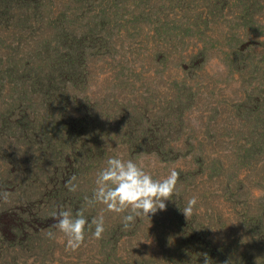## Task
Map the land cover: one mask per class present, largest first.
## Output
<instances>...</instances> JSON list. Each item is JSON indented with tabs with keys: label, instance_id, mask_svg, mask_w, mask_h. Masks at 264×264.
Masks as SVG:
<instances>
[{
	"label": "rangeland",
	"instance_id": "1",
	"mask_svg": "<svg viewBox=\"0 0 264 264\" xmlns=\"http://www.w3.org/2000/svg\"><path fill=\"white\" fill-rule=\"evenodd\" d=\"M77 28L93 34V45L107 37V53L97 46L86 53L85 67L67 94L47 104V115L60 124L67 108L73 117L100 113L107 124L99 139L104 150L94 154L74 195L91 197L97 173L113 157L132 159L154 179L175 168L178 192L165 211L150 221L138 217L130 230H123L121 215L105 212L103 238L86 228L76 251L50 229L52 218L37 219L21 264H205V255L210 264H264V0H0V76L5 69L25 73L29 59L40 60L42 34L58 33V43L41 68L72 55L81 40L71 42L66 33ZM10 75L2 76L0 93L10 94L8 111L18 113L25 86ZM8 115L1 105L0 191L12 193L23 182L16 192L31 197L38 190L28 182L31 150L18 138L21 123L12 117L8 123ZM25 115L34 120L32 112ZM194 196L198 203L186 219L182 211ZM37 197L42 207L46 200ZM15 200L0 221L9 218L5 213L18 217ZM79 208L91 223L103 205L89 208L84 199ZM13 225L0 223V232L15 240Z\"/></svg>",
	"mask_w": 264,
	"mask_h": 264
},
{
	"label": "trees",
	"instance_id": "2",
	"mask_svg": "<svg viewBox=\"0 0 264 264\" xmlns=\"http://www.w3.org/2000/svg\"><path fill=\"white\" fill-rule=\"evenodd\" d=\"M83 2H86V0H83ZM104 21L105 19L103 22ZM21 22L24 24L27 23L26 20H22ZM104 24H106V21ZM57 34H54V36L56 35L54 39H50L42 34L41 39L36 43L38 51L37 60H40L32 62L33 59H29L28 62L31 63V66L25 71L26 74H17V76L10 75L6 72L7 69H5L1 72L0 76V89L3 88L1 82L2 76L6 78L7 75H10L15 80H19L25 86V89L19 93L16 100V102L20 103L17 104L18 107L22 106L20 112L14 113L13 110L10 112L8 111L11 108L10 103H8L10 101L5 97H9L10 94L7 95L4 92L0 93V109L1 105H4L5 115L7 112L9 113L8 118H10V122L8 123H11L12 117V124L19 121L23 127V129H19L22 137L18 136V138L22 140L26 151L31 150V157L26 159L30 175L28 182H30V184L33 183V186L36 184L38 187V190L32 191L31 197L27 196V191H23V189L16 192V190L19 189L18 186L23 182H20V184L18 183L19 185L13 188V197L15 199L17 198V200H15V207L21 206V208L19 213H17V218H14L15 216L9 213H5L3 216H8L9 218H2L0 221L1 224H8L9 227L16 221L12 227L13 233L16 234L14 236L15 240L5 237L0 232V257L2 258V251L7 253L4 262L1 261L0 264H21L20 259L25 257L23 256V250H25L26 246L30 247L32 244L30 240L33 236H29L28 233L34 234V231H36L38 227V225L35 224L37 219L48 222L49 218H51L50 212L59 207L71 209L73 213L80 210L79 207L83 203L84 195H74L77 192L70 193L65 187V184L73 175L77 177L79 185L86 183V178L90 174V171H85L86 168L89 167L91 169L94 164V154L100 150H104V148L99 145V139L103 132L101 128H105L107 124L105 120L102 121L106 116L100 118V116L103 115L98 113L96 116L73 117L67 115L66 108L61 112V116L64 120H62L60 124H55L54 120L47 115L49 113L47 104L53 103L63 97L64 91L65 94H67L66 90H64L66 85L76 80L75 76L80 73V65H82L83 70L86 64V53L89 52L91 48H96L97 46V51L102 49V51L107 53V37L100 40V43H98L100 46L93 45L95 41L93 40V34L82 32L79 28L76 30L69 29L66 34L68 38L71 39V42H74L75 38H78L81 40V44H79L77 48L73 47V56L70 52L67 54L65 52L62 56H59V58L63 60L57 58L51 67L43 69L41 65L45 60L44 57L47 53L49 54L50 49L55 47L54 42L56 43L57 41ZM65 44L67 46L62 47L66 48V51H69L67 50L70 46L69 42L66 41ZM111 45L113 50V43ZM108 53L112 54V51ZM31 54L32 53H29V56H31ZM4 72L5 74H3ZM69 76H72L73 80ZM32 93H34L35 98L40 99L33 100L31 98ZM179 99L180 97L178 96L176 100ZM55 104L58 105V103ZM163 109L161 111H163ZM113 110L115 112L112 115H115L119 108L116 109V106H114ZM31 112L34 116V120L29 119L28 116L25 115ZM141 113H143L142 110ZM157 117L158 116L155 118L157 119ZM85 137L86 141L84 139ZM83 168L84 171L82 170ZM48 187L51 188L49 192L48 189H46ZM25 188H27V186H25L24 189ZM46 191L48 195H46V193L43 194V192ZM15 193L19 195L15 197ZM80 193H84V188L80 190ZM35 195H37V199L40 200L45 198L46 201H44L42 207L40 206L41 202L39 203L34 199ZM5 207L6 205L0 202V212L8 209ZM13 209L16 210L15 208ZM12 218H14V221ZM182 254L183 252H180V255Z\"/></svg>",
	"mask_w": 264,
	"mask_h": 264
},
{
	"label": "clouds",
	"instance_id": "3",
	"mask_svg": "<svg viewBox=\"0 0 264 264\" xmlns=\"http://www.w3.org/2000/svg\"><path fill=\"white\" fill-rule=\"evenodd\" d=\"M179 172L172 168L169 174L162 179H154L152 174L145 170L144 166L138 165L132 159L124 160L119 157L109 158L106 166L96 176L95 188L91 197H85L86 205L91 208L97 204L103 205L99 214L91 223L84 215V209L75 213L71 209L59 207L50 212L55 221L50 229H56L66 239V249L78 250L85 242L86 228L94 226L93 238L100 240L105 232V212L115 213L122 216L123 230H130L136 223L138 217H144L150 221V215L158 211L166 210V201H171L178 192L177 184ZM70 193L79 190L77 177L73 175L65 184ZM13 193L0 191V202L10 204ZM198 203L197 197L187 201L182 214L187 219L194 213ZM49 239H55L56 233L48 230ZM205 264L210 260L205 255Z\"/></svg>",
	"mask_w": 264,
	"mask_h": 264
}]
</instances>
